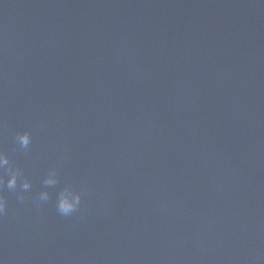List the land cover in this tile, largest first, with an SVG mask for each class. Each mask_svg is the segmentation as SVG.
I'll list each match as a JSON object with an SVG mask.
<instances>
[{
  "label": "water",
  "instance_id": "obj_1",
  "mask_svg": "<svg viewBox=\"0 0 264 264\" xmlns=\"http://www.w3.org/2000/svg\"><path fill=\"white\" fill-rule=\"evenodd\" d=\"M0 151V264H264V0H0Z\"/></svg>",
  "mask_w": 264,
  "mask_h": 264
},
{
  "label": "clouds",
  "instance_id": "obj_2",
  "mask_svg": "<svg viewBox=\"0 0 264 264\" xmlns=\"http://www.w3.org/2000/svg\"><path fill=\"white\" fill-rule=\"evenodd\" d=\"M31 133L28 131L19 132L16 136V142L21 148H28L31 143ZM9 168L11 175L7 180V187L10 190H16L18 184V177L22 175L19 169L11 168L9 163V157L3 151H0V169H4L5 167ZM46 184L52 185L55 183L54 176L50 175L48 179L45 181ZM0 185H3V179L0 178ZM21 192L18 193V199L23 201L24 195L23 193L28 192L31 187L30 182L28 180H24L20 185ZM48 193L42 192L38 197L39 202H44L48 200ZM81 197L79 195L72 196L69 193H62L58 200L56 201L57 211L63 216H70L74 213L80 206ZM6 210V201L2 195H0V214H3Z\"/></svg>",
  "mask_w": 264,
  "mask_h": 264
}]
</instances>
